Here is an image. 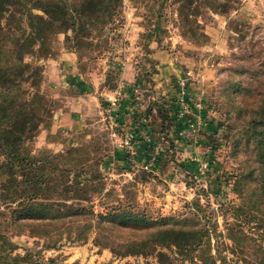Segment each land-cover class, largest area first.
Wrapping results in <instances>:
<instances>
[{"label": "rangeland", "instance_id": "374dc122", "mask_svg": "<svg viewBox=\"0 0 264 264\" xmlns=\"http://www.w3.org/2000/svg\"><path fill=\"white\" fill-rule=\"evenodd\" d=\"M86 1L64 0L79 9ZM198 19L203 38L181 33L170 1L122 0L82 37L79 59L66 39L71 29L52 35L55 51L38 60L48 107L24 149L90 143L100 148L93 156L106 153L99 164L105 188L89 190L94 209H102L100 198L133 199L155 219L148 229L117 227L115 241L141 238L159 224L205 226L211 235L204 243L211 255L219 252L217 262L250 264L263 258L255 243L264 246V147L255 145L248 123L250 103L264 87V0H230L225 12L206 9ZM232 203L251 237L242 252L229 248L224 233L226 221H236ZM22 226L0 216V241L10 236L11 255L32 253L33 264H163L158 249L171 264H190L161 245L119 255L95 244L93 232L86 241L62 238L52 247Z\"/></svg>", "mask_w": 264, "mask_h": 264}, {"label": "trees", "instance_id": "16d2710c", "mask_svg": "<svg viewBox=\"0 0 264 264\" xmlns=\"http://www.w3.org/2000/svg\"><path fill=\"white\" fill-rule=\"evenodd\" d=\"M118 1L122 0H87L81 11L69 7L64 0H0V216L14 225H23L20 230L47 238V245L52 247L62 238L86 241L93 232L95 244L109 246L119 255L147 254L161 245L188 257L190 264H222L225 259L216 261L219 252H208L210 243L206 246L204 241H209L211 230L205 226L176 228L159 224L143 232L141 238L115 241L117 227L148 229L155 219L133 199L100 198L102 209H94L89 190L105 188L99 164L106 153H91L99 147L94 145L90 149V143H79L49 152L24 149V143L36 137L48 107L41 90L43 65L38 60L55 51L51 36L71 29L72 34H66V39L72 40L71 50L79 59L80 49L87 43L82 37L97 25V20L112 15ZM161 1L175 4L176 25L182 34L203 38L207 34L198 15L206 9L225 12L230 0ZM83 10L93 15H85ZM256 99L250 103L254 115L248 123L252 140L263 149L264 87L257 92ZM157 107L162 114V105ZM108 193L111 194L106 191L104 198ZM230 210L236 221H226L224 233L232 241L229 248L242 252L251 237L242 229L239 205L232 203ZM111 240L114 241L110 243ZM255 244L261 248L263 258L250 264H264V246ZM14 246L12 238L3 235L0 264H33L32 253L11 255ZM194 250L199 251V258L192 254ZM156 256L163 264L172 263L161 249Z\"/></svg>", "mask_w": 264, "mask_h": 264}, {"label": "crops", "instance_id": "0c3cea01", "mask_svg": "<svg viewBox=\"0 0 264 264\" xmlns=\"http://www.w3.org/2000/svg\"><path fill=\"white\" fill-rule=\"evenodd\" d=\"M84 90L87 91L86 88H84ZM107 93H108V92H106V94H107ZM64 115H65V113H64ZM67 115H68V114H67ZM73 115H77V113H75V114H73ZM56 116H57V118H58V117H60V114L57 113ZM75 117H76V116H75ZM75 117L72 116L73 119L71 118V120H72L73 122H75V119H74ZM55 119H56V118H55ZM61 119H63V117H61ZM80 119H81V120L83 119L82 115H81L80 117L78 116V117L76 118V120H80ZM73 125H75V123H72L71 126H73Z\"/></svg>", "mask_w": 264, "mask_h": 264}, {"label": "built area", "instance_id": "2783aa9c", "mask_svg": "<svg viewBox=\"0 0 264 264\" xmlns=\"http://www.w3.org/2000/svg\"><path fill=\"white\" fill-rule=\"evenodd\" d=\"M131 136H132V133H130V134L128 135V137L125 139V143H126V144H129Z\"/></svg>", "mask_w": 264, "mask_h": 264}]
</instances>
